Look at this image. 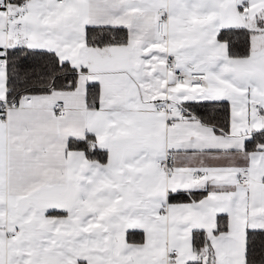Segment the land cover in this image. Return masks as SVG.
<instances>
[{"label":"snow or ice","instance_id":"1","mask_svg":"<svg viewBox=\"0 0 264 264\" xmlns=\"http://www.w3.org/2000/svg\"><path fill=\"white\" fill-rule=\"evenodd\" d=\"M0 264H264V0H0Z\"/></svg>","mask_w":264,"mask_h":264}]
</instances>
